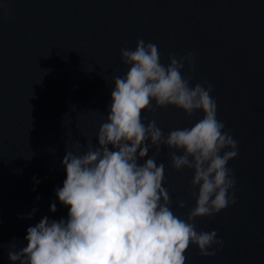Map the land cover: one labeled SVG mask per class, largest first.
Here are the masks:
<instances>
[{"label": "water", "instance_id": "95a60500", "mask_svg": "<svg viewBox=\"0 0 264 264\" xmlns=\"http://www.w3.org/2000/svg\"><path fill=\"white\" fill-rule=\"evenodd\" d=\"M140 39L158 46L165 65L169 53L193 54V70L185 63L182 74L213 86L217 119L238 141L227 165L236 203L193 220L198 232L216 230L222 246L202 256L190 244L185 264H264V0H0V264H13L10 245L26 246L41 218H67L55 195L66 178L61 161L66 150L97 146L113 77L129 67L120 51ZM152 107L144 122L155 119L165 135L203 115ZM170 152L182 154L161 146L155 159L165 165L171 210L186 219L198 188L193 170L170 166Z\"/></svg>", "mask_w": 264, "mask_h": 264}, {"label": "clouds", "instance_id": "9594fccd", "mask_svg": "<svg viewBox=\"0 0 264 264\" xmlns=\"http://www.w3.org/2000/svg\"><path fill=\"white\" fill-rule=\"evenodd\" d=\"M120 57L129 67L113 77L112 102L96 133L97 146L87 142L80 155L66 150L61 161L66 178L55 195L67 206V218L44 216L28 227L26 246L13 251L10 245L13 264H185L190 244L202 256H213L222 246L216 230L198 232L193 223L236 203V181L227 165L238 156V141L217 119L213 86L207 81L190 85L191 77L182 74L185 63L193 70L191 52L179 58L169 53L165 65L158 46L140 39L134 50L122 48ZM153 102L188 116L197 110L203 115L191 127L165 135L155 119L144 122L142 111L153 112ZM161 146L182 153H169L173 169L193 170L189 183L198 191L186 219L170 208L165 165L155 159ZM150 148L155 149L151 156ZM177 206L183 208L185 201ZM49 210L55 212L56 204Z\"/></svg>", "mask_w": 264, "mask_h": 264}]
</instances>
